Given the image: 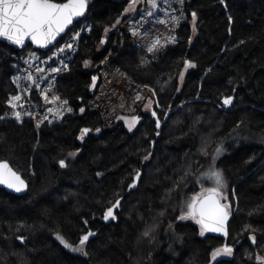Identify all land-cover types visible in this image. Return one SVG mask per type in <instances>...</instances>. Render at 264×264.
<instances>
[{"label": "trees", "instance_id": "obj_1", "mask_svg": "<svg viewBox=\"0 0 264 264\" xmlns=\"http://www.w3.org/2000/svg\"><path fill=\"white\" fill-rule=\"evenodd\" d=\"M128 3L89 0L87 14L48 49L0 42V159L28 183L23 195L0 188V264H208L225 244L233 255L213 264H261L264 0H158L157 9L141 0L124 15ZM157 38L163 46L149 52ZM66 43L73 48L53 56ZM185 61L194 67L179 87ZM16 95L22 99L12 109ZM227 96L231 105H223ZM134 115L141 119L130 131L120 117ZM84 128L91 132L80 140ZM220 143L228 146L217 165L232 206L225 238L201 236L194 220L179 219L185 194L210 159L202 149L212 154ZM117 199L116 218L104 220ZM87 231L95 233L85 244L88 256L56 238L79 246Z\"/></svg>", "mask_w": 264, "mask_h": 264}, {"label": "snow or ice", "instance_id": "obj_2", "mask_svg": "<svg viewBox=\"0 0 264 264\" xmlns=\"http://www.w3.org/2000/svg\"><path fill=\"white\" fill-rule=\"evenodd\" d=\"M140 0H129L128 8L125 9V13L136 11V5L139 4ZM178 2L182 5L184 0H178ZM147 3L151 5L153 9H157L159 7L158 0H147ZM221 3H224V0H221ZM227 6V5H225ZM89 7V0H63V2H59V0H0V39H3L7 42H10L13 45L25 47L26 41H30L33 44L40 46L41 48H47L49 45H52L53 42L57 41V37L62 33H65V30L69 28L70 25L73 24L74 19L83 17ZM148 16H153L154 13L149 11L147 13ZM183 15V13H181ZM197 14L195 12L192 13V23L193 30L195 31ZM173 21L176 24H179L180 17L173 16ZM232 18L229 17V20ZM160 23H164V21H159ZM116 23H120L117 20ZM83 30V29H82ZM108 29H105L107 32ZM133 35H136V30H132ZM80 35L79 32L75 33L73 37H71L73 43L76 38ZM174 36H169L167 38L168 41H175ZM104 41H101L103 43ZM73 43H66L63 47L57 49V52L53 53V56L62 54L66 51V49H72ZM167 43V41H165ZM158 46L161 45V40L157 38L151 46L148 48L149 52H153L158 49ZM34 55V54H30ZM51 59V57H49ZM63 64V60L60 61ZM88 61H85V65L87 66ZM67 68V65H64ZM185 70L189 67H194L191 61H185L184 63ZM61 69L59 68H51L50 71L54 73H58ZM38 72L43 71L40 68H37ZM184 74L180 73V79L183 81ZM29 80H32V76H28ZM96 77H92L93 86L95 85ZM45 100L48 99L47 94L43 93ZM22 99L21 96L16 95L13 96L8 104L12 109L17 108V103ZM137 100L141 99L140 95H137ZM60 97L54 96L53 101H59ZM63 104H67L68 102L62 101ZM233 103V97L227 96L223 99V105H231ZM145 109H149V105L144 106ZM49 112L53 110L51 108L48 109ZM67 111L71 112L72 109L68 108ZM81 112H84V109H80ZM27 115H31V113H25ZM13 115L15 119L20 121L22 118V113L19 111H14ZM152 117H156L155 125L156 128H160L161 122L157 117L156 111H151ZM3 119V117H0ZM46 119V117H45ZM125 119L128 124L129 130L136 126V124L140 121L141 117L138 115L132 116L130 119ZM39 127V122L37 124ZM96 132H99L100 129H96ZM91 132V129L84 128L81 130V135L79 137L80 140H83L85 136ZM159 135V133H157ZM223 144L217 145L214 149V153L209 154L206 150L202 149V152L205 156H210V164H209V172L204 173L208 179L213 181V187L205 188L201 183V190L191 197H188L184 200L183 206L181 207V215L179 219H192L200 226V235L203 236L206 232L213 233H222L225 237L228 236V228L227 222L232 212L231 203L228 202V197L226 195L227 182L224 178L223 171L216 167V162L219 157L224 152ZM73 155V154H70ZM145 160L148 159L147 156L144 157ZM61 167H65V161L61 160ZM99 175V173H98ZM140 179V173L137 172L132 184L129 187H134L135 182ZM0 185L6 186L8 189L14 190L17 193L24 191L28 185L25 180L21 177V175L14 171L7 162H0ZM121 205V199L115 200L114 203L111 204L110 207L107 208L103 215L104 220H108L109 218L115 219L114 209L119 208ZM85 225L88 224V221L85 220L83 222ZM95 233L92 231H87L85 235H83L79 240V246H73V244L69 243L62 235L59 233L56 234V238L63 244L66 248L71 249L73 252L81 253L84 256H88L89 253L85 249L86 242L89 241V238L94 236ZM150 232L146 231L144 236H149ZM18 239L23 242L24 237L20 236ZM251 242L255 244L256 236L253 234L249 237ZM234 249L228 244L223 245L221 248L214 250L211 254L212 260H217V258L221 255L232 256ZM261 264H264V257L257 256L256 257Z\"/></svg>", "mask_w": 264, "mask_h": 264}, {"label": "rangeland", "instance_id": "obj_3", "mask_svg": "<svg viewBox=\"0 0 264 264\" xmlns=\"http://www.w3.org/2000/svg\"><path fill=\"white\" fill-rule=\"evenodd\" d=\"M140 2H141V0H140ZM140 2H139V4H140ZM128 4H129V3H128ZM128 4H127L126 8H128ZM139 4L136 5V9H137V6H138ZM126 8H125V9H126ZM128 13H131V12H128ZM128 13H125V10H124V12H123L124 15H126V14H128ZM196 25H197V18H196V24H195V31L193 30V23H192V21H191L190 37H189V43H190V44L194 41V39H195V37H196V33H197ZM109 31H110V30L108 29V31L105 32V33L108 34ZM182 72H183L184 77H185L186 70L184 69V70L181 71V73H182ZM183 81H184V78H183ZM183 81H181V79H180V77H179V87L182 86ZM167 112L170 113V110H167L166 113H167ZM131 117H132V116H127V117H123V118H128V119H130ZM121 118H122V117H120V119H121ZM121 120H123V121L125 122L126 128L129 130L128 124L126 123L125 119H121ZM137 124H138V123H137ZM137 124H136V125H137ZM135 127H136V126H135ZM135 127H134V128H135ZM134 128H132V130H133ZM220 144H223V147H224L225 150H224L223 154L219 157V159H220V158H221V157L227 152V148H228V146H227L225 143H220ZM220 144H218V145H220ZM213 153H214V151H213ZM219 159H218V160H219ZM218 160H217V162H218ZM217 162H216V167H217L218 169H221V168L217 165ZM209 164H210V159H209L207 165H206V166L200 171V173H199V174L197 175V177L195 178V181H194L195 188L193 189V191H188V192L185 194L184 200H185L186 198H188V197H191V196L194 195L195 193L199 192V191L201 190V183L203 184V187H205V188H210V187H213V186H214V185H213V181H212L211 179H208L206 176L203 175L204 173L209 172ZM221 170H222V169H221ZM222 171H223V170H222ZM223 175H224V178H225V180H226V182H227V179H226V177H225L224 172H223ZM226 195L228 196V183H227ZM184 200H183V201H184ZM182 206H183V203H182ZM218 248H221V247H218ZM218 248L213 249V251L216 250V249H218ZM213 251H212V252H213ZM212 252H211V254H212ZM229 257H231V256L221 255V256H219V257L217 258V260L220 259V258H229ZM217 260H215V261L212 260L211 255H210V261H209L208 264H213V263L216 262Z\"/></svg>", "mask_w": 264, "mask_h": 264}, {"label": "water", "instance_id": "obj_4", "mask_svg": "<svg viewBox=\"0 0 264 264\" xmlns=\"http://www.w3.org/2000/svg\"><path fill=\"white\" fill-rule=\"evenodd\" d=\"M87 14V11H86V13H85V15ZM84 15V16H85ZM81 17H79V18H76V19H74V21H73V23L75 22V21H77L78 19H80ZM71 26V25H70ZM69 26V27H70ZM67 31V29L65 30V32ZM64 33H62L60 36H58L57 37V40L63 35ZM0 42H2V43H5V44H7V45H9V46H12L13 48H15V49H21V48H24V47H21V46H17V45H13V44H11L10 42H7V41H5V40H3V39H0ZM56 42V41H55ZM55 42H53V44L55 43ZM25 44L26 45H28V44H31L33 47H36V48H40V49H48L49 47H51L52 45H49L47 48H41L40 46H38V45H36V44H33V43H31L30 41H26L25 42ZM223 102V101H222ZM169 114V112H167L166 113V116ZM0 162H7L8 164H9V166L14 170V171H16L12 166H11V164L7 161V160H5V159H0ZM19 173V172H18ZM20 174V173H19ZM21 175V174H20ZM136 176V175H135ZM21 177L23 178V176L21 175ZM135 178V177H134ZM24 179V178H23ZM25 180V179H24ZM25 182H26V184L28 185V183H27V181L25 180ZM136 183H137V181L135 182V185H136ZM0 188H2V189H4L5 191H7V192H9V193H12V194H15V195H23V194H25L26 192H27V189H28V187L24 190V191H22V192H20V193H17V192H15L14 190H11V189H8L6 186H4V185H0ZM230 218H231V215H230V217H229V220H228V222H227V228H228V224H229V221H230ZM207 234H210V235H213V236H218V237H221V238H225V236L222 234V233H213V232H206Z\"/></svg>", "mask_w": 264, "mask_h": 264}]
</instances>
